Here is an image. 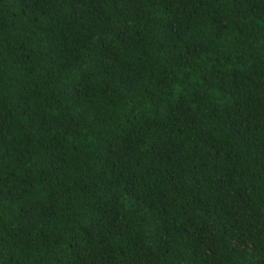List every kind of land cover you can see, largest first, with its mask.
<instances>
[{"label":"trees","instance_id":"obj_1","mask_svg":"<svg viewBox=\"0 0 264 264\" xmlns=\"http://www.w3.org/2000/svg\"><path fill=\"white\" fill-rule=\"evenodd\" d=\"M0 264H264V0H0Z\"/></svg>","mask_w":264,"mask_h":264}]
</instances>
